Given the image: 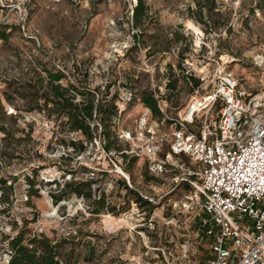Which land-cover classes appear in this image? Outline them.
I'll list each match as a JSON object with an SVG mask.
<instances>
[{"label": "rangeland", "instance_id": "374dc122", "mask_svg": "<svg viewBox=\"0 0 264 264\" xmlns=\"http://www.w3.org/2000/svg\"><path fill=\"white\" fill-rule=\"evenodd\" d=\"M216 1L219 17L227 25L208 34L205 25L188 15L195 0H146L153 19L134 47L133 34L138 30L131 15L137 0H0V30L9 34L7 41L0 39V101L8 113L18 116L16 136L25 138L31 132V138L23 141L27 146L23 156L1 172L18 178L12 207L0 216L3 234L23 231L26 236L44 234L60 240L64 252L72 255V264H157L158 258L165 263L168 255L157 257L155 247H163L165 253L172 249L173 264H200V248L192 251L191 263L181 251L183 241L196 234L193 222L184 214L167 222L173 203L187 191L185 184L177 187L174 181L184 176L186 165L173 158L164 165L163 173L158 167L150 170L149 162L155 158L147 156L143 147L156 135L142 127L146 107L139 99L129 100L131 91L140 95L159 89L164 97L169 96L166 114L177 118L192 97L211 90L221 72H231L246 93L264 91V0ZM174 36L180 41L172 40ZM143 42L156 53L150 56ZM179 53L203 88L184 81L176 66ZM46 68L64 72L65 85L100 88L99 96L108 93L107 98L118 96L119 115L113 125L116 145L136 154L135 163L122 153L107 154L100 139L85 141L87 149L77 155L60 139L69 142L82 136L74 132L55 135V121L47 120L38 109L27 111L34 103L16 99L11 105L5 100V93L15 86L35 82L39 74L45 76L41 70ZM172 78L177 87L170 92L166 85ZM149 126L156 134L172 130L155 118ZM2 137L0 132V140ZM68 154L74 158L68 159ZM123 169L129 171V175L125 172L128 177L121 173ZM147 172L156 179L147 181ZM30 175L38 194L31 197L26 179ZM91 175L93 189L106 200L100 214L93 213L95 196L73 195L58 205L53 203L51 193L59 189L55 181L62 183L61 188L65 181L83 182ZM121 177L130 188L150 197L157 208L148 215L120 183ZM1 239L0 235V264H6V243Z\"/></svg>", "mask_w": 264, "mask_h": 264}, {"label": "built area", "instance_id": "2783aa9c", "mask_svg": "<svg viewBox=\"0 0 264 264\" xmlns=\"http://www.w3.org/2000/svg\"><path fill=\"white\" fill-rule=\"evenodd\" d=\"M159 105L165 112L166 105ZM151 118L146 108L142 127L156 135L143 147L155 158L150 170L163 173L173 158L186 165L174 181L187 191L167 220L184 214L195 226L196 234L181 244L183 257L191 263L192 251L200 248V264H264V91L246 93L231 72H221L210 91L189 100L183 115L166 114L169 123L157 119L171 131L156 134ZM155 248L157 257H169L157 264L174 263L172 249Z\"/></svg>", "mask_w": 264, "mask_h": 264}, {"label": "trees", "instance_id": "16d2710c", "mask_svg": "<svg viewBox=\"0 0 264 264\" xmlns=\"http://www.w3.org/2000/svg\"><path fill=\"white\" fill-rule=\"evenodd\" d=\"M219 11V5L216 0H195V8L188 7L189 17L195 22L205 25V32L208 34L211 31H218L227 25L226 20L221 21ZM152 19L153 17L146 0H137L132 8L131 15L132 25L138 30L133 34L134 47L140 44L139 38L147 32ZM8 38L9 34L5 30H0V39L7 41ZM172 40L180 41L175 36ZM190 42H193L192 38H190ZM143 45L148 49L147 52L150 56L156 53V49L152 50V46H147L145 42H143ZM157 51L161 52V50ZM181 55L179 53V62L176 66L182 72L184 81L190 83L194 88H199L201 86L200 78H196L193 72L187 70L183 65L184 56ZM169 70L175 75L173 65H169ZM41 72L45 73V76L42 77L39 74V80L33 83L31 81L22 86H15L11 93H5V100L11 105H14L16 99L34 103V106L27 111L31 112L38 109L47 120L55 121L56 126H58V129L54 132L55 135H61L64 132H74L82 136L83 139L77 138L69 142L60 139L68 148H72L77 155L87 149L85 141L91 143L94 139H100L103 150L107 154L122 153L129 158L130 162L135 163L137 160L136 154L128 153V151H124L116 145L118 135L115 134L113 125L119 115L116 103L118 96L112 95L107 98L106 95L108 93L99 96L100 88L91 89L76 85H65L63 81L66 78V74L60 70L55 71L46 68L41 70ZM8 85L9 87L13 86L11 83ZM166 87L170 92L175 91L177 80L169 79ZM130 94L129 101L139 99L143 106L150 110L153 118L159 121L166 119L167 123H169L166 118V112H163L159 105V101L167 105L166 101L169 96L164 97V94L159 89L150 92L143 91L140 95L131 91ZM157 94L158 99L155 97ZM41 101L42 104H40ZM15 109L17 110V107ZM17 118V114L8 113L4 104L0 101V132L3 133V137L0 140V216L8 213L12 207V197L15 183L18 179L16 176L5 177L1 172L11 165L14 159L23 156L27 147L23 141L26 137L31 138V132H28L25 138L16 136L18 130L14 129V126L17 124ZM68 155V159L74 158L72 154ZM68 171L69 173L73 172L72 170ZM123 171L129 175L127 169H123ZM93 176H89L83 182L65 181L61 188L62 183L55 181V185L59 189L57 192L51 193L53 203L58 205L61 201L67 200L73 195L87 199L95 196L93 213L100 214L106 207V200L105 196L97 195V190L93 189L92 186L95 183ZM26 179L29 185V196L38 195L34 188L36 183L32 176H26ZM121 179L120 183L134 194L135 202L146 208L148 215L157 208L156 204L145 198L139 190L130 188L125 178L121 177ZM145 179L151 181L155 180L156 177L150 176L149 172H147ZM0 235L2 236L1 241L6 243L5 252L8 256L6 264H72L70 260L72 255L64 252V246L60 240H52L44 234L26 236L23 231H19L16 235H7L0 230Z\"/></svg>", "mask_w": 264, "mask_h": 264}, {"label": "bare ground", "instance_id": "6f19581e", "mask_svg": "<svg viewBox=\"0 0 264 264\" xmlns=\"http://www.w3.org/2000/svg\"><path fill=\"white\" fill-rule=\"evenodd\" d=\"M192 27H193V24L191 25ZM196 28V27H195ZM197 30H199L198 28H196ZM121 171V173H123L125 176H127L128 177V175L123 171V170H120Z\"/></svg>", "mask_w": 264, "mask_h": 264}]
</instances>
